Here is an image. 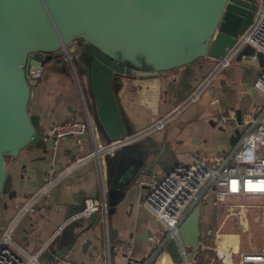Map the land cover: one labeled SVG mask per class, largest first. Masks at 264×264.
<instances>
[{
	"label": "crops",
	"instance_id": "obj_1",
	"mask_svg": "<svg viewBox=\"0 0 264 264\" xmlns=\"http://www.w3.org/2000/svg\"><path fill=\"white\" fill-rule=\"evenodd\" d=\"M73 55L77 72L49 57L40 65V75L30 87L27 108L36 112L42 131L49 134L51 123L68 118L84 119L77 82L84 96L96 141L107 137L95 122L94 103L87 86V76L77 54ZM213 58L198 57L173 68L150 75H113L111 87L125 133L139 130L130 141L99 155V170L107 208L110 240H123L130 251L111 250L109 264H181L173 260L166 248L153 252L155 238L162 223L142 203L143 186L131 181L139 169L160 177L176 162L187 161L190 155L210 157L223 152L231 143L229 136L237 126L221 115L226 108L238 110L240 116L260 103L261 96L252 88L249 70L241 72V64L232 62L218 68L198 92L197 97L181 105L187 95L213 69ZM77 81V82H76ZM167 116L161 127L145 130L153 120ZM238 127V126H237ZM239 128V127H238ZM50 135V134H49ZM47 136L36 144L22 147L15 156H5L9 186L14 195L0 200V230L12 219L10 237L16 246L27 252L38 249L39 264H57L63 258L81 259L89 264H106L102 252L104 234L96 215L94 224L82 221L84 227L63 231L67 210L82 204L85 196L98 199L101 186L96 160L92 157L64 167L74 158L88 152L92 142L88 133L78 139L72 135ZM51 183L32 203L31 209L20 210L27 196L44 184ZM199 203L197 219L200 248L209 234V226L201 221L212 217L213 201ZM213 200V198H212ZM5 203V204H4ZM85 216V215H84ZM15 218V219H14ZM213 218V217H212ZM57 226L59 228L57 229ZM168 241V240H167ZM166 241V242H167ZM190 262H197L195 249L183 243ZM13 249L20 254L15 246Z\"/></svg>",
	"mask_w": 264,
	"mask_h": 264
},
{
	"label": "water",
	"instance_id": "obj_2",
	"mask_svg": "<svg viewBox=\"0 0 264 264\" xmlns=\"http://www.w3.org/2000/svg\"><path fill=\"white\" fill-rule=\"evenodd\" d=\"M259 1L0 0V200L14 195L5 156H15L50 134L42 131L37 113L27 108L30 87L36 82L26 75L29 65L40 66L53 57L63 67V48L76 53L86 72L95 122L108 140L125 133L112 92L113 75H150L198 57L221 55L251 21ZM252 51L245 43L234 59L256 67L263 60L258 51L256 59L247 58ZM234 112V118L224 120L237 125L240 114ZM238 133L234 126L229 143ZM80 208L67 210L66 215ZM96 215L75 213L62 230L81 229L82 221L94 224ZM198 216L199 203L177 225L180 242L192 249L200 247ZM166 248L173 260L181 259L174 239L166 242Z\"/></svg>",
	"mask_w": 264,
	"mask_h": 264
},
{
	"label": "built area",
	"instance_id": "obj_3",
	"mask_svg": "<svg viewBox=\"0 0 264 264\" xmlns=\"http://www.w3.org/2000/svg\"><path fill=\"white\" fill-rule=\"evenodd\" d=\"M245 43L253 47V51L247 54V58L256 59V51L261 53L263 62L256 66L258 70L252 81L254 90L261 96L260 103L253 109L244 112L237 123L239 133L237 138L221 153L210 157L207 162L204 157L190 155L187 161L176 162L160 177H156L151 171L139 169L131 178L134 184L143 186L141 203L162 223L160 234L154 240L153 252L164 248L169 238L174 239L181 256V264H199L190 262L184 246L180 242L177 225L194 204L200 203L206 194L213 195L214 204L222 207H237L241 214L249 208H258L261 212V239L263 245L251 246L239 251L222 250L215 248V256L223 264H264V1L260 0L254 10L251 21L238 33L232 43L219 56L213 58V69L201 82L187 95L181 105L194 100L198 92L208 82L211 74L218 68L232 62L235 54ZM62 59L68 63V67L74 74L71 54L65 48L62 51ZM26 75L38 78L40 66L29 65ZM77 82V81H76ZM80 101L84 111V119L68 118L60 122L50 124L48 132L55 137L72 135L76 139L85 132L92 142L90 150L76 158L64 167L62 172L85 158L92 157L96 160L98 176L101 186V195L98 199L85 196L81 208L76 212L88 215L96 212L98 220L102 224L104 234L103 254L106 264H109L111 250H121L125 254L130 251V244L123 240H110L107 226V204L103 194L102 178L99 170V155L103 152H112L113 148L132 140L140 131L122 134L104 142H98L94 136V128L87 112L84 96L77 82ZM234 118L232 108H226L221 115ZM167 116H162L150 122L144 129L161 127ZM54 178H47L46 182L38 190L27 196L20 205V210L31 209V203L44 191ZM250 199L249 202H244ZM15 219V218H14ZM13 219L0 230V264H39L36 249L27 252L13 242L10 237ZM59 226H57V229ZM17 247L20 254L13 249ZM57 264H89L85 260L63 258Z\"/></svg>",
	"mask_w": 264,
	"mask_h": 264
},
{
	"label": "rangeland",
	"instance_id": "obj_4",
	"mask_svg": "<svg viewBox=\"0 0 264 264\" xmlns=\"http://www.w3.org/2000/svg\"><path fill=\"white\" fill-rule=\"evenodd\" d=\"M71 60L77 72L78 66L74 61L73 55L71 56ZM66 64L68 65L67 62ZM240 66V70L243 74L244 72L246 74V71L249 70L253 81L258 70L255 67L243 64ZM206 198L209 202L213 201V195L211 193L206 194ZM249 201L251 200L247 199L244 202L246 203ZM212 210L214 211V217H209V213L207 212L206 217L201 221L202 226H209V234L203 237V248L206 250L209 260H206L204 263L198 262L199 264H223L220 259L215 256V248L219 249L222 247V250L227 249L231 251L234 249L236 250L235 255H237L239 251L248 249L251 246L263 245V240L261 239V212L258 208L253 207L246 211L243 210L245 220L241 214L242 210L237 207H222L214 204Z\"/></svg>",
	"mask_w": 264,
	"mask_h": 264
},
{
	"label": "trees",
	"instance_id": "obj_5",
	"mask_svg": "<svg viewBox=\"0 0 264 264\" xmlns=\"http://www.w3.org/2000/svg\"><path fill=\"white\" fill-rule=\"evenodd\" d=\"M195 253L197 254V257H194V259L198 262L204 263L206 260H209L206 250L203 247L195 248Z\"/></svg>",
	"mask_w": 264,
	"mask_h": 264
},
{
	"label": "bare ground",
	"instance_id": "obj_6",
	"mask_svg": "<svg viewBox=\"0 0 264 264\" xmlns=\"http://www.w3.org/2000/svg\"><path fill=\"white\" fill-rule=\"evenodd\" d=\"M224 247V246H223ZM220 248H222V247H220Z\"/></svg>",
	"mask_w": 264,
	"mask_h": 264
}]
</instances>
